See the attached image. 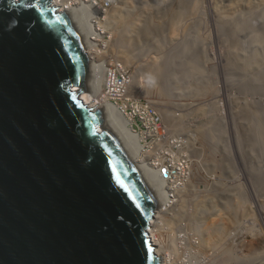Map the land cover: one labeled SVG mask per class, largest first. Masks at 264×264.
<instances>
[{
	"label": "water",
	"instance_id": "1",
	"mask_svg": "<svg viewBox=\"0 0 264 264\" xmlns=\"http://www.w3.org/2000/svg\"><path fill=\"white\" fill-rule=\"evenodd\" d=\"M89 77L53 0H0V264H161L158 202L80 98Z\"/></svg>",
	"mask_w": 264,
	"mask_h": 264
},
{
	"label": "rangeland",
	"instance_id": "2",
	"mask_svg": "<svg viewBox=\"0 0 264 264\" xmlns=\"http://www.w3.org/2000/svg\"><path fill=\"white\" fill-rule=\"evenodd\" d=\"M145 1L111 2L110 19L107 16V25L105 21L103 24L112 34L105 30L107 35L102 40L115 47L107 49L109 55L104 48L107 57L117 54L129 58L124 71L134 76L135 87L139 88L135 89L144 92L133 98L139 105L151 106L155 113L151 117L147 114L150 111L132 109L133 98L134 102H126L132 106L126 114L132 116L139 133L155 129L146 140L152 146L150 153L157 146L170 147L168 150L175 153L181 149L171 138L173 131L187 138L192 151H180V157L187 154L181 163L184 169L188 167L191 179L185 192L177 190L181 193L176 192L173 207L166 214V219L169 213L175 214L169 232L180 226L181 233L195 232L194 239H202L199 264H227L226 249L232 257L228 264H264V138L257 136V126L249 119V110L264 94V0H155L150 6L144 5ZM245 64L247 81L243 87L237 72ZM157 102L167 108L165 113L176 126L166 123L156 112ZM202 131L206 135H201ZM158 139L164 141L159 143ZM173 151L177 156L178 152ZM162 219L166 222L165 216ZM168 237L172 243L173 238Z\"/></svg>",
	"mask_w": 264,
	"mask_h": 264
},
{
	"label": "bare ground",
	"instance_id": "3",
	"mask_svg": "<svg viewBox=\"0 0 264 264\" xmlns=\"http://www.w3.org/2000/svg\"><path fill=\"white\" fill-rule=\"evenodd\" d=\"M106 1L107 0H87V3L80 2L78 4L79 7H76L75 6V4H77L76 0H53V3L55 4V6H57L60 11H63L67 15V17L70 19V21L72 22V25H73L74 29L76 30L80 40L82 41V44H83V46L87 52V55H88V60H89V64H90V77H89V83H88L89 87H88V91L84 92V95L81 96L80 98L83 100V102L88 107H90L92 109H97L101 112L102 120H103L102 125L104 126V128L108 129L109 131H111L114 134V136L116 137L117 141H119V143L121 144L123 149H125L128 152L129 158L132 160L133 164L137 168L141 177L147 181V184H148L150 190L153 192L155 198L158 201V209L154 212V216L151 219V227L149 228V236L151 237V241H152L153 245L155 246L154 247L155 253L160 258L161 263L162 264H177L178 262H176V261H180V264H199L201 261V260H199V253L203 251V250L200 251V248H201L200 242L202 239L199 237H198V239H195L196 241H198V247H199V253H196L195 252V246H196L197 242L196 243L193 242L196 233L194 232V234H195L194 235L191 232L192 233V235H191V234H188V232L186 233L185 231H183V232H185L183 234V232L182 233L180 232V231H182V228L180 226L179 227L176 226L177 229L173 230L171 233V232H169L170 224L172 223V222H170V221H172L170 219L175 214L171 213V214H173L171 216L169 213L170 217H169V219H166V214H168V212H170V208L173 207V203H174L173 201L177 197L176 195L181 193L182 189L184 190L183 192L186 191V187H188L190 179H191V177L189 176L190 173H188V171H189V169H187L188 167L185 166V167H187L186 168L187 170L184 169V167L181 163L182 162L181 160L183 158H184L183 160L185 161V157L187 154H185V157L184 156L180 157L181 153L178 149V151H176V153L178 152L177 156L176 155L174 156L173 153L171 152L173 150L170 149L171 150L170 151V150H168L170 147L166 148L165 146L161 147V149L157 148L155 150L156 154H159L160 159L164 157V154L161 153V150L166 151V153H168V155H169V153H172V155L174 156L171 158V163H172L171 169L172 170L174 169V174H172L171 172L168 173L166 171V176L163 175V173L161 172V169L163 167L161 166V163L159 161H154V162L149 163L150 154L154 153L153 150L156 148V147L153 148L152 153H150L151 151L147 150L148 147L150 146V144L149 143L146 144L145 142H146V138L149 136L150 132L139 133V132L134 131V127L131 125V123H132L131 117H130V115L126 114V108H127L126 101L128 99H130L129 97L133 98L135 96L138 98V97L142 96V94L144 92H142V90H140L141 91V93H140V91L137 90L139 88L135 87L137 84L134 81L135 80L134 76H116V75H120V74L123 75L124 74L121 70L118 71V69L122 68V69L126 70V67L123 65L125 64L127 66V63L130 60L128 57H119L117 54H115V52L113 54L117 55L119 58L115 57V55H114V57H113V55L108 56V57L105 55L108 48L114 50L113 48H115V47H113L114 45L113 46L110 45V41L108 44L106 42L108 40H106V41L102 40L103 36H105L104 34L106 33L107 30L104 28V24H103L104 22L102 20V17L100 16V14H99V19H95V20H92V18L87 19L88 10L91 9L92 11H94V9L97 8L100 12V10H101L100 4L101 3L104 4ZM108 1H111V0H108ZM154 1L155 0H146L144 2V5H146V4L149 6L153 5L154 3H156V1L155 2ZM109 6H110L109 10H111L112 6L111 5H109ZM114 6H116V5H114ZM171 7H173V6H171ZM113 9H114V7H113ZM108 15H109V13H108ZM176 15H178V14H176ZM108 19H110V16H108ZM105 24H106V21H105ZM108 24H110V23H108ZM145 29H146L147 33L151 32L149 25H147L145 27ZM109 32H110V30H109ZM111 34L109 35V37L111 36ZM106 35H107V33H106ZM109 37H108V39H109ZM116 39H118V38L114 39L115 45L118 46L117 43H119V42H117ZM100 43H101V46H99ZM105 44L106 45L108 44V45L106 46ZM111 44H112V40H111ZM239 44H240V42H239ZM105 47H106V51L103 50V48H105ZM118 50H119V48H118ZM111 52H113V51H111ZM121 53H122V51H121ZM107 54L109 55V52ZM99 55H100V58H99ZM221 62L222 61H220V64H221ZM227 62H229V60L228 61L226 60L225 65H223V70H224L225 74H226V70H227V66H226ZM240 62L242 63V61H240ZM248 64H249V62H248ZM107 65L109 66V68ZM240 67H242V66H240ZM191 68L193 70H197L196 65H192ZM240 69L241 70L237 72V75L239 77L238 81H239L240 85L244 87V84L247 81V80H244V77H245L244 76V74H245L244 70L246 69V64L243 65V67ZM260 74H261V72H260ZM244 81H245V83H243ZM226 85H227V83H226ZM227 86H229V85H227ZM135 88H137V89H135ZM112 93L113 94L116 93L117 96L112 95V97H111ZM112 98H116L115 102H113ZM137 98H133V100L135 101V99H137ZM118 100H119V102H118ZM131 101H132V99H131ZM134 101H132V102H134ZM137 101H138V99H137ZM148 102H150V101H148ZM257 102H258V105L252 106L253 108L249 110V114H250L249 119H250L251 123H254V124H256L255 126H257V129H256L257 133H258L257 136L259 138L260 137L264 138V122H262V119H261V114H262L261 111L262 112L264 111V94L262 97H259ZM146 103H147V101H146ZM139 104H141V103L139 102ZM156 104L158 105V107L155 106L156 112L160 113V115L163 116V118L166 120V123H169V124L173 123L174 124V122H172L170 117L167 116L165 113L168 111V110L166 111L167 108L166 109L162 108L163 103L157 102ZM147 106H149V105L147 104ZM153 108H154V106H153ZM152 111H153V109H152ZM138 113H140V112H138ZM237 116H238V114L236 116H234V114H233L234 118L232 119V117H231L232 125L235 124L234 122H236L235 120H237L236 119ZM151 119H153V118H151ZM164 119H163V121H164ZM160 121H162V120H160ZM238 121H239V119H238ZM164 122L163 123L161 122L162 126L164 125ZM154 123H155V121H154ZM154 125H156V124H154ZM174 125L176 126V124H174ZM174 125L171 124V126H174ZM171 126L169 125L170 129H171ZM233 126H235V125H233ZM165 127H163V128L168 129L167 125ZM210 128L208 127V129H210ZM154 130H151V133ZM168 130H167V133L170 132V131L168 132ZM171 130H173V129H171ZM214 130H216V129H214ZM204 131H206V130H204ZM209 131H213V129L212 130L210 129ZM236 131L234 133H236ZM155 132H157V130ZM160 132H162V130ZM160 132H159V134H160ZM202 132H201V135L204 134V132L203 133ZM171 133H172V131H171ZM173 133L174 134H173V136H171V138L174 137L172 139H174L176 142H178V144H179L178 148H181V149L184 148L185 151L190 152L189 147L187 145V140H186L187 138L185 139V136H183V134L178 133V132L176 133V131L175 132L173 131ZM213 133H212L211 137H213ZM167 135L169 136L172 134H167ZM204 135H206V133ZM225 136H227V135H225ZM154 137H156V135ZM163 137H164V135H163ZM203 137L205 138V136H203ZM166 138H169V137L166 136ZM161 139H162V137H161ZM161 139H158V140L161 141ZM154 140H156V138ZM160 141H157V142L162 143L164 140L161 142ZM171 141H173V140H171ZM154 142H156V141H154ZM208 142H209V140H208ZM163 145H167V143L164 142ZM237 145L239 146L238 143H237ZM185 151H183V155H184V153H186ZM173 152L175 153V151H173ZM181 152H182V150H181ZM193 152H195V150ZM145 159H147V162L144 161ZM164 160H167V159H164ZM182 177H183V179L180 180ZM170 184L173 187L171 189H169ZM177 190L181 191V192H177ZM176 192H177V194H176ZM179 196H178V199L180 198ZM177 202H179V201H177ZM179 206H181V205H179ZM203 213L204 212H202V214ZM164 216H165L164 220L166 222H164L162 219V217L164 218ZM177 216H178V214H177ZM159 220H160V222H159ZM158 222L160 223L159 227H158V224H159ZM195 222H197V221H194V223ZM193 226H195V225H193ZM198 227H200V226H198ZM199 229H201V228H199ZM192 231H194V229ZM164 232L166 234L163 236ZM167 235L171 236L173 238V239H171L172 243L169 240V237L167 238ZM187 240H188V242H187V244H185L186 242H184V241H187ZM167 242H169L171 244L169 245V244H167ZM226 251H227V254L225 253V257L227 259L226 261L228 264V262L230 263V260H231L230 258H232V257L230 255L231 252L227 249H226ZM213 252H214V250H213ZM205 253H207V252H205ZM207 255H208V253H207ZM174 256H176V259H174L175 258ZM174 260H176L175 261L176 263H174ZM207 263L211 264V262H207Z\"/></svg>",
	"mask_w": 264,
	"mask_h": 264
},
{
	"label": "built area",
	"instance_id": "4",
	"mask_svg": "<svg viewBox=\"0 0 264 264\" xmlns=\"http://www.w3.org/2000/svg\"><path fill=\"white\" fill-rule=\"evenodd\" d=\"M111 2H112V0L111 1H106L104 4H102L101 5V11H105L106 10V8H109V5L111 4ZM98 13H99V10L96 8V9H94V11H92L91 12V15H90V18H92V20H95V19H98ZM108 68H109V66H108ZM122 71L124 74L123 75H116V76H129L127 73H126V71H124V69H122V68H119L118 69V71ZM113 71V70H112ZM115 71V70H114ZM112 95L113 96H117V94L115 93V94H111V97H112ZM113 99V102H115V100H116V98H112ZM129 101V100H128ZM118 102H119V100H118ZM127 102V101H126ZM126 105H127V103H126ZM132 106L131 105H129V106H127V108H126V110L128 109V108H131ZM132 109H138V110H141V111H150L149 113L151 114V113H153V114H155L153 111H152V109L149 107V106H142V105H139V102H137V101H135V106L134 107H132ZM149 113H147L149 116H151ZM152 114V115H153ZM131 117V120H132V116H130ZM261 119H262V121L264 122V111L262 112V114H261ZM131 125L134 127V131H136V132H138L137 130H136V128H135V124L133 123V121H132V123H131ZM141 133H147V131H144V132H141ZM148 137H150V133H149V136ZM147 137V138H148ZM147 138H146V140H147ZM146 144H148L147 142H145ZM157 148H159V147H156L154 150H153V152L154 153H152V154H150V161H149V163L150 162H154V161H159L160 163H161V166L163 167L162 169H161V172L163 173V175H165L166 176V171L168 172V173H172V174H174V169L172 170L171 169V166H172V163H171V158H172V153H169V155H168V153L167 154H164V153H162V154H164V157L163 158H159V154H156V152H155V150L157 149ZM151 149V147L149 146L148 147V150H150ZM160 149H161V147H160ZM182 149H179V151H181ZM162 151V150H161ZM166 156H168V158L166 157ZM174 157V156H173ZM164 159H167V160H164ZM145 162H147V159H146V161ZM160 166V167H161ZM163 170V171H162ZM179 186V185H178ZM171 188H173L172 187V185L170 184L169 185V189H171ZM193 242H197L196 243V246H195V252L196 253H199V247H198V241H196L195 239L193 240Z\"/></svg>",
	"mask_w": 264,
	"mask_h": 264
},
{
	"label": "clouds",
	"instance_id": "5",
	"mask_svg": "<svg viewBox=\"0 0 264 264\" xmlns=\"http://www.w3.org/2000/svg\"><path fill=\"white\" fill-rule=\"evenodd\" d=\"M114 0H112V2H113ZM76 2H77V4H75V6L76 7H79L78 6V4L80 3V2H83V3H87V0H76ZM54 4V3H53ZM55 5V4H54ZM101 5H102V3L100 4V8H101ZM111 5V4H110ZM110 7V6H109ZM58 10H59V8H58ZM60 11V10H59ZM109 8H106V10L103 12V11H101L100 10V12L98 13V16H99V14H100V16L102 17V20H103V22H104V20L107 18V16H108V13H109ZM91 12H92V10L90 9V10H88V12H87V19L88 18H90V15H91ZM108 12V13H107ZM98 19H99V17H98ZM102 22V23H103ZM89 32V31H88ZM90 33V32H89ZM103 47V46H102ZM85 49V48H84ZM103 50H104V48H103ZM86 51V50H85ZM108 66V65H107ZM130 99H131V97H129ZM263 122V121H262ZM144 161H146V159L144 160ZM157 200V199H156ZM158 202V201H157ZM162 264V263H161Z\"/></svg>",
	"mask_w": 264,
	"mask_h": 264
}]
</instances>
